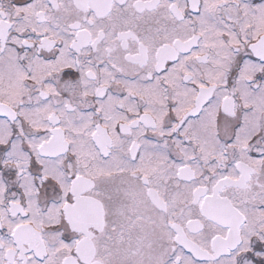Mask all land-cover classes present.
I'll return each instance as SVG.
<instances>
[{"label": "snow or ice", "instance_id": "6c2138e0", "mask_svg": "<svg viewBox=\"0 0 264 264\" xmlns=\"http://www.w3.org/2000/svg\"><path fill=\"white\" fill-rule=\"evenodd\" d=\"M0 264H264V0H0Z\"/></svg>", "mask_w": 264, "mask_h": 264}]
</instances>
